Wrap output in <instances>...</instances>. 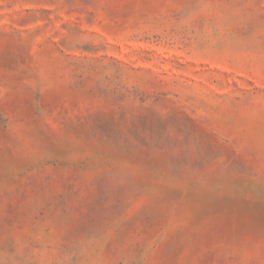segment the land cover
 <instances>
[{"label":"rangeland","instance_id":"1","mask_svg":"<svg viewBox=\"0 0 264 264\" xmlns=\"http://www.w3.org/2000/svg\"><path fill=\"white\" fill-rule=\"evenodd\" d=\"M0 264H264V0H0Z\"/></svg>","mask_w":264,"mask_h":264}]
</instances>
